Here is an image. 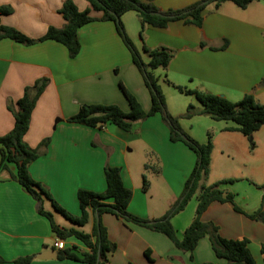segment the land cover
Instances as JSON below:
<instances>
[{
    "label": "crops",
    "instance_id": "0c3cea01",
    "mask_svg": "<svg viewBox=\"0 0 264 264\" xmlns=\"http://www.w3.org/2000/svg\"><path fill=\"white\" fill-rule=\"evenodd\" d=\"M65 1L0 0V6L14 9V13L3 16L1 22L39 39L50 27H65L66 21L60 14ZM73 1L81 12L90 9L86 0ZM200 1L155 0V4L160 10L168 11L185 9ZM130 14L132 12L123 17V22L141 52L148 47L167 48L174 53L169 68L155 72L165 95L174 98L167 89L172 87L167 84L169 80L178 86L225 96L232 102L253 94L264 105L261 84L264 80V1L253 2L246 9L232 2H225L218 8L210 5L201 28L182 21L171 23L166 29L146 26L143 38L139 16ZM92 15L95 18L103 16L94 11ZM79 40L82 51L75 59L64 45L55 41L30 47L12 40L0 41V137L9 134L15 126L8 106L15 105L27 87L40 79H49L25 138L34 149L50 140L42 156L30 166L32 178L48 188L65 210L80 217L78 192L104 193L107 190L106 166L118 167L122 169L126 187L134 192L129 212L150 221L161 219L183 195L197 156L184 143L171 141L170 129L161 115L136 123L131 132L115 125L92 128L70 123L69 119L77 115L83 105H117L130 112L121 83L139 100L146 113L152 107L150 91L114 23H91L79 31ZM143 58L149 62L146 54ZM189 105L201 109L194 100L177 99L175 104L168 105V110L180 117L186 114ZM183 121L184 130L191 134ZM229 127L222 131L227 132L225 129ZM197 139L207 143L206 139ZM223 153L230 152L223 149ZM229 155L235 157L232 153ZM152 157L157 159V166L150 177L151 163L147 158ZM214 164L212 155L210 176L215 175ZM11 173H16L13 165L10 171L0 175V256L6 264L32 256L35 260L30 264H85L61 261L58 256L55 260L37 258L47 251L58 252L57 240L50 221L38 213L34 198L12 179ZM144 175L150 183L147 193L143 190ZM237 182L247 185H233L222 190L235 195L236 206L241 210L229 203L215 202L203 219L216 225L224 238L248 241L257 264H264V222L252 217L262 208L264 190L260 186L264 183L252 178H243L233 184ZM50 206V202L45 205L59 226L93 235L98 224L93 210H90V222L80 228L72 223L58 222V213L50 210ZM197 207L198 199L192 210L188 213L184 210L175 217L173 225L180 239L194 221ZM100 221L110 241L117 245L106 264H228L216 256L209 237L202 239L192 254L178 249L164 234L126 223L114 214H104ZM64 242L66 248H76L80 253L90 251L75 237ZM147 250L151 251L152 261L146 257Z\"/></svg>",
    "mask_w": 264,
    "mask_h": 264
},
{
    "label": "trees",
    "instance_id": "16d2710c",
    "mask_svg": "<svg viewBox=\"0 0 264 264\" xmlns=\"http://www.w3.org/2000/svg\"><path fill=\"white\" fill-rule=\"evenodd\" d=\"M86 1L89 3L90 9L84 12L78 9L73 0L65 1L60 9V14L66 21L65 27L61 29L50 27L47 33L39 39H33L16 28L3 25L1 18L12 15L14 9L11 6H0V41L12 40L28 47L46 41H55L64 45L70 57L75 59L82 51L79 31L83 27L97 21L114 23L119 36L130 51L133 62L141 72L150 91L152 97L151 110L146 113L139 100L121 83V89L130 105V112H125L117 105H83L79 113L71 117L69 122L92 128L115 125L126 132H131L136 123L161 115L170 129L171 141L173 143H184L197 156L196 166L186 183L184 193L176 205L161 219L154 221L143 219L129 212L134 192L126 187L122 169L107 165L105 168L107 190L104 193L80 190L78 192V200L82 210L80 217L73 216L65 210L54 199L49 189L35 181L30 173V166L42 156L43 149L47 148L50 140L43 141L39 148L34 149L30 147L25 139L30 130L33 112L49 85V79L47 78L40 79L33 86L27 87L24 96L15 105L10 104L8 106V109L14 115L15 126L9 134L0 137V175L4 171H10L13 165L16 173H11L12 179L24 187L34 198L38 213L50 221L56 240L67 241L75 237L84 242L90 249L86 253H80L76 248L58 250V259L61 261L72 260L85 264H106L110 255L117 250V245L110 241L107 229L101 221L96 225L93 235L75 228L67 229L59 226L55 222L54 214L47 211L45 207L47 202H50L55 213L60 214L70 223L80 228L85 227L90 222V210H93L100 218L104 214H114L126 223L164 234L178 249L184 252L193 254L200 241L205 237H209L212 248L219 259L226 260L228 264H257L249 249L248 241L224 238L216 225L204 221V214L215 202L229 203L235 206L237 210H241L236 206L235 195L226 193L221 188L223 185L233 184L236 180H223L210 186L201 184L203 180L209 177L211 171L214 150L212 138L209 136L207 143H200L184 130L181 120H191L197 116H208L216 122L235 123V127L226 128V131H235L244 136L252 137L264 127V105L260 104L253 94L245 95L239 102H232L225 96L178 86L167 80V84L183 95L195 97L202 106L201 109H197L194 105H189L185 115L173 116L168 110L164 92L155 72L159 69L167 70L174 59V53L167 48L150 49L144 47L143 51L149 57V62H146L142 52L129 36L123 17L130 12L138 14L142 23L140 36L143 38L146 26L166 29L171 23L182 21L186 25L201 28L206 10L210 5L218 8L225 2H232L239 8L246 9L251 3L264 0H202L185 9H171L168 11L160 10L155 4V0H146L145 2L141 0ZM93 11L101 12L103 16L95 18L92 15ZM202 47H206V45L202 44ZM225 48L227 46H224ZM261 84L264 86V80ZM260 189L264 190V186H260ZM143 190L146 193L150 190V183L146 175L143 177ZM199 191L195 219L185 230L183 238L180 239L171 220L185 210ZM252 217L264 222V197L262 208ZM146 257L152 261L150 250L146 251ZM34 260L35 257L33 256L25 257L14 261V264H30ZM6 263L0 256V264Z\"/></svg>",
    "mask_w": 264,
    "mask_h": 264
},
{
    "label": "rangeland",
    "instance_id": "374dc122",
    "mask_svg": "<svg viewBox=\"0 0 264 264\" xmlns=\"http://www.w3.org/2000/svg\"><path fill=\"white\" fill-rule=\"evenodd\" d=\"M130 15H133V17H137L136 15L138 14L136 12H132V14ZM135 32H136L135 34H137V31ZM142 54L145 55L143 52ZM145 61L147 62V59H145ZM167 89H169L171 93H173L174 95V98L171 99L170 95L164 94L166 98L167 106L169 104L170 105L175 104L177 99H189V100H194L195 103L198 105V107L202 108L200 103L196 102L197 99L195 97L183 95L173 87ZM182 120H184L183 123L187 125L188 130L191 132L190 135L196 136L193 137L197 141L202 143L200 140L197 139V138H201L204 140L206 139V142H208L209 136H211L213 145L214 147H216L214 148L212 154L215 162L214 164L215 175L214 176L209 175L208 178L202 181L201 183L202 185L205 184L213 185V182L215 180H220L222 178H224L223 180H236V181L242 180L243 178H252V180H257L262 184L264 183V129L261 132H257V134L255 133L256 135L254 134L252 137H247L239 132L236 133L235 131L234 132L222 131V129L225 127L236 126L235 123L233 122H226V121L216 122L208 116H197V118L195 119L193 118L191 120L188 119H182ZM223 149L228 150V152L230 153L224 154ZM231 153L234 154L235 156L234 158L229 155ZM147 161L151 163V168L149 170V175L151 177L152 173L156 171V169L154 168L157 166L156 165L157 159L152 157L150 159L147 158ZM159 165H160V160L158 166ZM243 183L245 182H237V184H227L225 186L223 185L221 188L226 189L227 187H232L233 185H247ZM199 195H200V191L190 201L188 206L185 208L186 212L184 213H188V211L194 208V205H196L197 202V197ZM49 209L52 210V207L50 206ZM56 215L58 222H65L67 224H70V222H68L66 218H64L60 214H56ZM175 217L171 220L172 224L176 219Z\"/></svg>",
    "mask_w": 264,
    "mask_h": 264
},
{
    "label": "water",
    "instance_id": "95a60500",
    "mask_svg": "<svg viewBox=\"0 0 264 264\" xmlns=\"http://www.w3.org/2000/svg\"><path fill=\"white\" fill-rule=\"evenodd\" d=\"M97 221L100 223V216L97 214ZM58 252L56 250L47 251L38 255V259L40 260H55L57 259Z\"/></svg>",
    "mask_w": 264,
    "mask_h": 264
},
{
    "label": "built area",
    "instance_id": "2783aa9c",
    "mask_svg": "<svg viewBox=\"0 0 264 264\" xmlns=\"http://www.w3.org/2000/svg\"><path fill=\"white\" fill-rule=\"evenodd\" d=\"M55 247L58 250H64L66 248L65 242L63 240H57L55 243Z\"/></svg>",
    "mask_w": 264,
    "mask_h": 264
}]
</instances>
